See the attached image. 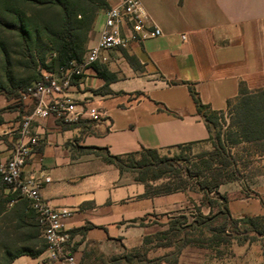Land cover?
I'll use <instances>...</instances> for the list:
<instances>
[{"label":"crops","instance_id":"0c3cea01","mask_svg":"<svg viewBox=\"0 0 264 264\" xmlns=\"http://www.w3.org/2000/svg\"><path fill=\"white\" fill-rule=\"evenodd\" d=\"M107 1L114 6L122 0ZM140 2L161 33L106 51L105 60L73 80L63 95L78 105L95 107L100 116L72 123L55 114L37 120L33 130L39 138L22 168L24 176H49L39 189L42 199L52 207L70 209L62 224L80 261H95L94 256H83L86 250L107 256L139 248L150 232L149 218L184 214L192 205L208 211L196 191L146 194L142 182L85 147H105L119 155L142 147L201 142L208 130L189 86L215 110L224 109L240 86L264 88V0ZM103 12L89 32L88 46L98 38ZM102 75L110 77L108 82ZM12 103L0 94L1 157L9 155L19 123L30 113L13 105L7 108ZM229 183L218 190L226 194L231 216L264 214L258 199L251 206L243 198L230 199ZM46 256V251L36 257L21 255L11 264H44Z\"/></svg>","mask_w":264,"mask_h":264},{"label":"trees","instance_id":"16d2710c","mask_svg":"<svg viewBox=\"0 0 264 264\" xmlns=\"http://www.w3.org/2000/svg\"><path fill=\"white\" fill-rule=\"evenodd\" d=\"M109 7L107 0H0V94L12 99V104H15L22 99L29 85L42 79V70L54 73L56 68L69 67L71 61L80 62L97 15ZM129 61L137 65L133 58ZM95 69L100 73L98 67L95 66ZM102 76L108 82L110 77ZM189 92L208 130L204 141L212 139L211 148L197 153L196 160L189 165L178 170L171 167L168 178L171 177L172 181L163 188L149 190L142 177L135 179L144 184L146 194L185 189L199 192L201 202L209 210L218 198L226 216L231 219L227 196L219 192V185L241 179L254 163L258 165L255 173H264V88L240 86L238 95L228 99L225 108L219 110L202 103L192 86H189ZM225 115H232L227 126L229 130L224 134L218 130L211 137V126L223 124ZM194 143L200 142L174 146ZM85 150L99 155L120 172L126 167L122 158L135 154L141 155L135 167L144 169L151 164H159L157 161L153 163L156 148L142 147L119 155L111 154L105 147L89 146ZM161 172L160 169L154 176L160 177ZM198 216L206 218L200 213ZM4 217H8L11 224L8 230L1 224ZM237 220L259 236L264 253V214L247 215ZM146 239L147 235L143 236L142 243ZM45 249L41 226L36 214L29 208L28 200L5 192L0 183V264H11L21 255L36 257ZM160 263L156 261L152 264Z\"/></svg>","mask_w":264,"mask_h":264},{"label":"rangeland","instance_id":"374dc122","mask_svg":"<svg viewBox=\"0 0 264 264\" xmlns=\"http://www.w3.org/2000/svg\"><path fill=\"white\" fill-rule=\"evenodd\" d=\"M53 74L62 76L63 72L56 68ZM34 103L35 97L30 95L10 106L14 105L13 108L19 107L28 113L31 112ZM231 117L232 115H225L223 124L219 127L211 126V137L218 130L221 134L228 131L227 126L231 122ZM211 143L212 139H209L190 145L157 149L156 160H153V163L157 161L159 164L154 163L144 169L135 167L141 155L123 157L122 163L126 166L124 171L135 178L142 177L149 185V190L163 188L172 181L171 177L168 178L171 175V167L178 170L180 167L191 164L196 160L197 153L211 148ZM141 154L148 155L146 152ZM257 166L254 163L253 168L244 172L241 179L227 184L230 199L243 198L249 202L250 206L258 199L259 204L264 207L262 204L264 173L256 174ZM160 169L161 176L155 177L154 175L158 174ZM215 200L211 210L208 209L206 213L200 211V206L192 205L184 214L174 213L170 216L149 218L152 226L147 234L146 242L135 250L120 249L107 256H99V253L86 250L83 256L90 255L88 258L94 256L95 261L88 262L84 259L80 261L75 258L71 234L67 243L68 249L79 264H152L156 261L168 264H264L263 247L259 236L241 222H237V219L243 216L255 214H243L239 217L230 215L231 220L226 216L220 200L218 198ZM199 213L206 218H200ZM235 219L236 222H234ZM1 224L6 230L11 225L8 217H4ZM21 263V260L14 262V264Z\"/></svg>","mask_w":264,"mask_h":264},{"label":"built area","instance_id":"2783aa9c","mask_svg":"<svg viewBox=\"0 0 264 264\" xmlns=\"http://www.w3.org/2000/svg\"><path fill=\"white\" fill-rule=\"evenodd\" d=\"M161 33L154 25L140 0H122L103 12V23L97 40L87 46L80 62L71 61L69 67H60L62 76L43 71L42 79L29 85L22 99L33 95L34 106L24 116L17 128V136L7 157L0 156V183L6 192L17 194L28 200V206L36 214L41 235L45 241L47 261L44 264H79L68 249L69 233L62 220L70 215L66 207H52L41 197L40 186L50 181L22 175V168L37 144L38 134L33 123L55 114L64 123H72L83 117L97 119L100 112L95 107L81 106L68 100L63 93L71 82L83 76L86 69L99 60H105V53L111 49L125 47L129 41H142Z\"/></svg>","mask_w":264,"mask_h":264}]
</instances>
